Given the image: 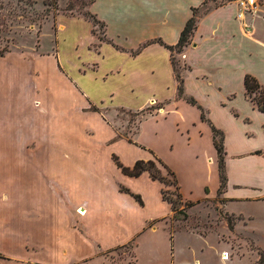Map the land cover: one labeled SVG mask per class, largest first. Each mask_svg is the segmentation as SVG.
Returning <instances> with one entry per match:
<instances>
[{"label": "crops", "instance_id": "obj_1", "mask_svg": "<svg viewBox=\"0 0 264 264\" xmlns=\"http://www.w3.org/2000/svg\"><path fill=\"white\" fill-rule=\"evenodd\" d=\"M87 11L105 40L87 16L58 14L50 50L0 57L16 70L0 83V264H116L109 254L130 243L135 264H146L142 252L169 264L167 186L125 174L114 155L125 166L160 159L191 207L220 197L235 215L229 201L264 199V112L245 88L246 75L264 85V8L245 16L251 32L233 0H89ZM190 20L181 51L159 42L176 45ZM120 109L142 115L134 129ZM212 126L223 136L221 191Z\"/></svg>", "mask_w": 264, "mask_h": 264}, {"label": "rangeland", "instance_id": "obj_2", "mask_svg": "<svg viewBox=\"0 0 264 264\" xmlns=\"http://www.w3.org/2000/svg\"><path fill=\"white\" fill-rule=\"evenodd\" d=\"M88 2L89 0H0V57L10 53L31 57L43 54L42 49L50 50L54 47L53 33L55 28L58 29L55 19L58 14L87 16L94 22L93 31L97 38L105 40L103 24L95 22L88 14ZM41 33L45 35L44 41H39ZM92 45L91 48L97 49L99 42L95 41ZM69 51V47H65L64 55H71ZM9 65V60L1 64L0 83H6L4 77L9 71H16L9 70ZM41 66L45 73H51L52 67L48 62ZM51 77V81L55 80L58 85L52 74ZM158 106L159 104H153L147 110L155 112ZM120 114L129 120L127 129H134L142 116L138 112L123 109H120ZM127 131L130 130H122L120 133L127 135ZM147 140L156 141L151 138ZM163 173L169 180L173 179L166 174L165 169ZM165 189L167 196L175 201L178 199L176 205L184 211V214H178L179 220L169 221L175 226L173 234L176 245L174 254L169 256V264H191L195 259H199L201 264H264V260H259L260 254H264V199L229 201L227 209L235 215L227 216L222 208H218L220 197L188 207L187 200L178 198L179 190L174 185ZM170 242L171 240L169 245ZM224 253H227L226 259L223 258ZM109 257L116 264H135L133 248L129 245L111 251ZM141 257L146 264H151L143 252ZM4 258L0 254V261Z\"/></svg>", "mask_w": 264, "mask_h": 264}, {"label": "trees", "instance_id": "obj_3", "mask_svg": "<svg viewBox=\"0 0 264 264\" xmlns=\"http://www.w3.org/2000/svg\"><path fill=\"white\" fill-rule=\"evenodd\" d=\"M90 17L93 18V20H95V17L93 15L90 14ZM192 25H193V20H190L185 26L184 30L182 31L180 39L176 45L174 46L167 45L163 43L161 40H159V42L164 44L171 51H177V52L181 51L182 48L187 43L188 36L192 29ZM173 66L176 72L177 79L179 81V87H178L179 95L182 96L183 95V86H182L183 79L180 73L178 72L177 62L175 61L174 58H173ZM245 88H246V93L249 99L257 106V108L260 111L264 112V85L260 84L259 81L255 77L251 75H246ZM187 101L192 104H195V101L193 99H187ZM201 117L204 119L203 113ZM212 131H213L214 145L218 152V171H219V179H220L219 191H221L222 188L225 186L226 178H227L226 169H225V160H224V154H223V144H222L223 136L220 134V131L216 129L214 126H212ZM218 135H221V137L219 138ZM113 158L116 161L118 167L121 168L122 172H124L125 174L130 175V176H139L144 171H148L153 179H158L162 181L167 187H169L170 185H174L176 189L179 190V192L177 193L178 198L179 199L183 198L182 194L180 193V185H179L175 172L171 170L166 164H164L160 159L147 160V161L140 159V160H137L133 166H125L118 160L117 156L114 155ZM158 163L166 170L167 172L166 174L173 178L172 180H169L167 176L162 173V169L158 166ZM121 190L127 193H131L129 189L125 187H122ZM162 194H163L164 199H166L167 201L171 203L172 209L175 212L174 218L179 220L178 214H184V211H182L181 209H178V206L176 205L178 202V199L175 201L171 197L167 196V189H163ZM134 196L140 202H142L139 195H134ZM193 204L194 203L191 201L186 202V206L188 207L192 206ZM227 216H230V215H227ZM230 228L233 229L232 226ZM128 245L132 246V248L134 246L132 243ZM259 260L261 262L264 260L263 253L260 254Z\"/></svg>", "mask_w": 264, "mask_h": 264}, {"label": "built area", "instance_id": "obj_4", "mask_svg": "<svg viewBox=\"0 0 264 264\" xmlns=\"http://www.w3.org/2000/svg\"><path fill=\"white\" fill-rule=\"evenodd\" d=\"M236 5V17L243 21L245 30L251 32V26L245 22V16L247 14L258 13L264 8V0H233Z\"/></svg>", "mask_w": 264, "mask_h": 264}, {"label": "bare ground", "instance_id": "obj_5", "mask_svg": "<svg viewBox=\"0 0 264 264\" xmlns=\"http://www.w3.org/2000/svg\"><path fill=\"white\" fill-rule=\"evenodd\" d=\"M79 212H80V213H83V212H82V211H80V210H79ZM226 255H227V253H224V254H223V258H224V259H226V258H227V256H226Z\"/></svg>", "mask_w": 264, "mask_h": 264}]
</instances>
